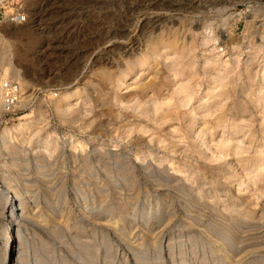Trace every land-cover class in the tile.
Instances as JSON below:
<instances>
[{"label":"rangeland","instance_id":"374dc122","mask_svg":"<svg viewBox=\"0 0 264 264\" xmlns=\"http://www.w3.org/2000/svg\"><path fill=\"white\" fill-rule=\"evenodd\" d=\"M247 1L0 0V74L9 56L44 91L0 115V260L264 264V23L228 14Z\"/></svg>","mask_w":264,"mask_h":264},{"label":"built area","instance_id":"2783aa9c","mask_svg":"<svg viewBox=\"0 0 264 264\" xmlns=\"http://www.w3.org/2000/svg\"><path fill=\"white\" fill-rule=\"evenodd\" d=\"M232 10L231 13L239 18L257 15L258 23H264V0L247 1ZM18 16V20L23 19V16ZM41 93L44 95L41 89H28L20 81L0 75V115L8 116L22 112L24 107ZM52 95L55 96L56 93L53 92Z\"/></svg>","mask_w":264,"mask_h":264},{"label":"bare ground","instance_id":"6f19581e","mask_svg":"<svg viewBox=\"0 0 264 264\" xmlns=\"http://www.w3.org/2000/svg\"><path fill=\"white\" fill-rule=\"evenodd\" d=\"M152 9V8H151ZM228 14H232V16H234V14L233 13H228ZM231 16V15H230ZM248 16H250V15H247V18L245 19V21H247L248 23H249V20H247L248 19ZM157 25V24H156ZM1 60H3V62H7L8 63V65H9V67L11 68V73H12V75H14V77L16 78V80H18V81H20L19 80V77H20V70L19 69H17V68H15L14 66H11V58L9 57V56H2V58H1ZM3 70V72L0 74L2 77H10L11 75L9 74V72L8 73H5V68L4 69H2ZM26 83V82H25ZM23 84V83H22ZM24 85V84H23ZM63 95V94H62ZM50 141V140H49ZM45 142H47V141H45ZM49 143V142H48ZM48 145V144H47ZM8 186V185H7ZM11 186V185H10ZM13 191H15V190H11V187H3V188H0V193H2V195L4 196V198H5V202H8V201H10V202H14V199H16L15 198V196L13 195ZM1 195V194H0ZM16 195V194H15ZM19 196V195H18ZM17 198H19V197H17ZM21 199V198H20ZM19 200V199H18ZM29 201V200H28ZM4 202V201H3ZM25 207V206H24ZM5 208V207H4ZM3 209V208H2ZM26 209V208H25ZM4 210H6L5 212H8V215H10V217H11V219H12V216H16L15 214L17 213V207H15V209L14 210H12V209H10V208H6V209H4ZM2 212V211H1ZM3 213V212H2ZM18 214V213H17ZM16 218V217H15ZM14 222H16V221H14ZM14 224V223H13ZM11 230V229H10ZM12 232V231H11ZM11 232H7V235L3 238V241H4V244H5V246L7 245V241H12V239H13V237L11 238V236L9 235ZM3 244V243H2ZM4 250V253H3V256H2V258H1V260H0V264H14L15 262H16V258H17V256L19 255V253H18V251L16 252L15 250H11V249H9V250H7L6 251V248L5 249H3ZM21 252V251H20ZM16 260H15V259ZM15 260V261H14Z\"/></svg>","mask_w":264,"mask_h":264}]
</instances>
